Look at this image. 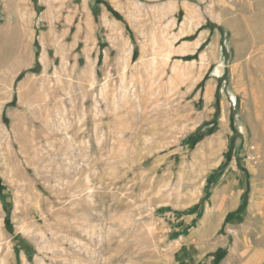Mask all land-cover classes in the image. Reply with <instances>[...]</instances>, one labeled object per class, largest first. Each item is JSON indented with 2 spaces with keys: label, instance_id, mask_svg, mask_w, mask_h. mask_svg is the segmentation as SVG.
Masks as SVG:
<instances>
[{
  "label": "rangeland",
  "instance_id": "rangeland-1",
  "mask_svg": "<svg viewBox=\"0 0 264 264\" xmlns=\"http://www.w3.org/2000/svg\"><path fill=\"white\" fill-rule=\"evenodd\" d=\"M261 110L264 0H0V264H264Z\"/></svg>",
  "mask_w": 264,
  "mask_h": 264
},
{
  "label": "bare ground",
  "instance_id": "bare-ground-1",
  "mask_svg": "<svg viewBox=\"0 0 264 264\" xmlns=\"http://www.w3.org/2000/svg\"><path fill=\"white\" fill-rule=\"evenodd\" d=\"M257 103H261V104H263V98H262V95L261 94H259V96H258V98H257V100H256V103L255 104H257ZM254 110H256L255 108H254ZM255 114V113H254ZM254 117H256V122H257V130H259L260 132H261V134H262V139H261V141L260 142H264V111L263 110H261V111H259V112H257L255 115H254ZM259 138V137H258ZM210 148H211V146H210ZM257 153L259 154V151L257 150ZM204 154H206V153H204ZM260 155V154H259ZM207 156V155H206ZM207 158V157H206ZM206 158H204L203 157V159H206ZM262 159V160H261ZM263 161H264V158L262 157V156H260V161H259V164H263ZM44 237H46V236H44ZM42 239H44L43 237H42ZM43 241V240H42ZM44 244V243H43ZM96 255V254H95Z\"/></svg>",
  "mask_w": 264,
  "mask_h": 264
}]
</instances>
